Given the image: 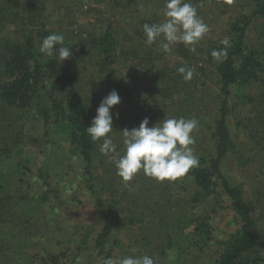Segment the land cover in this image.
<instances>
[{"label": "trees", "instance_id": "1", "mask_svg": "<svg viewBox=\"0 0 264 264\" xmlns=\"http://www.w3.org/2000/svg\"><path fill=\"white\" fill-rule=\"evenodd\" d=\"M51 1H53V5L49 4L47 0H0V157H4L7 160L13 158L14 155L16 156L15 162L0 163V199L6 212L4 213L6 214L5 217L11 216L10 212H8L9 209L10 211L18 210L19 206L25 205L24 211L19 214V218L24 217L23 220L14 225L17 229L11 228V223H2L0 225V256L3 258L0 264H18L23 255L22 251L12 250L11 246L6 245L7 241L3 240L2 236L11 235L14 242L22 246L27 239H30L29 237L32 234L31 227L33 229L36 225H34L32 219L27 218L34 217L32 214L33 209L31 210L30 208L28 210L26 208V205L30 204L26 202L31 200L28 198L27 193H11L2 196L7 192L10 183L15 180L12 176H5L4 168H15L18 170L19 178L16 179V183L19 184L20 182L27 185L23 179L27 168L26 157L22 155L24 152L23 147L35 144L36 138L22 134L20 131L23 129L22 126H20V130H14L19 127L18 122L24 121L28 117L41 115L43 124H53L59 135L67 134L71 141L70 153L81 161V178L84 182V187L90 197L93 198L95 211L102 221L101 229L96 232L94 237V230L91 229L83 244L88 243L90 239L93 241L92 245L99 257V259L97 258L98 264L103 259L114 257L112 246L109 245L111 236L118 234L120 228L123 229L128 224L136 223L131 208L126 207L124 210V208L118 206L119 202L116 200L115 192L120 180L116 175L114 163L111 160H103L104 154L100 152L99 146V142L103 140L93 142L86 132V127L90 126L102 99L112 90L118 92L121 98L119 104L125 106L132 103L134 89L125 84L123 76L116 69L120 64L128 61L130 57H133L135 61H140L141 64L145 61L137 58L141 56L137 55L136 50L133 52L123 50L128 41L127 34L116 37L114 32L116 23L114 25V22L109 18L100 20V22L98 19H94L96 20L94 25H99L100 32H95L91 35V44L100 57V65H98L96 73L101 72L99 79L104 84H100L88 95L80 87L76 71L71 65L67 64L66 60L61 63L55 53L52 56H47L42 54L37 47L38 39L43 40L54 33L64 36V46L72 47L71 38L65 36L64 32H58L50 28V23L54 21L48 15L50 7L56 10L57 4L66 3L69 0ZM89 1L75 0V4L79 8L77 11H90ZM105 1L110 2L109 7L116 6L122 10V12L117 11V15H123V10L132 7L134 3L139 7L140 5L144 6L145 10H143L144 12L140 15V18L139 16H134L137 19L134 25L141 29V31L136 29L135 32L143 38H146L143 32L145 23L151 25L163 23L166 20V17L161 12L165 0ZM216 1L222 3L217 4ZM216 1L190 0V3L196 8L198 16H201L205 14V8L208 4L212 7H217L218 10H222L224 0ZM245 1H248L251 10L249 13L239 14L234 18L228 31L230 47L227 48V55L221 58L216 67L221 94L218 102L221 101V103L214 111H211L214 114H209L210 120L205 124L206 129L209 131V141L206 147H202L200 146L202 144H199L197 139H195V143L192 145L195 147L193 154L198 158L199 163L185 175L175 180L177 184H186L196 190L188 202L190 203L188 212L191 214L181 215V218L177 219L176 227L186 229L188 226L196 224L193 231L202 232L199 237L204 245H207L206 242L211 239L210 231L212 229L209 225V218L211 217V211H214V207H209L210 202L208 200H210V197L226 196L230 203L229 207L236 217V222H238L237 229L226 240L218 241L221 246V252L216 260L209 262V264H264V256L261 255L264 252V228L259 227L260 225H258L257 219L253 215L255 206H253L251 201L245 199L243 185L234 182L233 178L224 172V165H226L227 159L232 154L238 153V162L241 167H246L253 157L258 155L260 162L257 164L256 171L260 173L259 175L264 174V52H254V50L248 48L245 41L248 27L254 20L260 17L264 18V0ZM59 7L61 8L62 6ZM66 11L70 10L67 9ZM141 11L136 10L133 13ZM116 13L112 14L113 18H116ZM129 17L133 19V14ZM131 21L134 23L133 20ZM88 24L93 25V22L88 21ZM116 26L118 27V25ZM30 27L33 29L27 32V28ZM222 40L214 41L212 43L214 45L213 49H223V45L220 43ZM156 42L160 46L161 42H163V36L159 37ZM122 43H124L123 48H120ZM156 47L158 49L157 45ZM178 53L183 57L187 56V51L181 45ZM143 59L146 60L144 57ZM147 62L148 64H145L151 70L154 67L152 64L154 61L148 58ZM165 76L168 81L153 83L152 87L154 91H159L160 88L169 84L171 78L175 77L176 87L169 96L171 101L167 102V107H163L162 112L167 114L166 118L171 115L184 117L190 111L188 110L189 103L191 105L195 103L193 101L188 103L187 100L181 97L182 94L188 91L190 85L180 75H176L175 71L167 72ZM232 86L236 87V93L240 100L246 102V106L250 105L252 107L248 110V114L243 120L239 121V123L236 122L238 128L241 127L243 132L248 135L250 145L245 146L246 148L248 147L247 151L241 150L242 145L235 143L233 133L228 124L230 110L228 109L227 99L231 95L230 89ZM256 88L261 89V93L251 92L252 89ZM45 101L49 102V107L47 110L37 113L35 108L38 106L35 105ZM114 107L118 108L116 113H119V118H116V113L110 110L113 114V130L108 135L111 139H118L117 136L121 133L119 134L120 139L115 140V144L117 153L122 154L123 135L121 131L135 128V121L127 109L121 108L119 105ZM193 113L194 116L190 117V119H197L199 117L197 105ZM209 115L206 114L205 116L209 117ZM150 123H157L156 119L152 117ZM112 134L116 135L112 136ZM248 154L251 157H248ZM45 184L48 186L47 182ZM168 188L169 183L167 184ZM151 191L152 195H154L153 190ZM167 198L172 199L170 196H167ZM158 201L153 199L152 196H147L146 198L141 197L138 204H135L139 210L145 209L151 213L156 210L155 213H152L153 217L151 215V219L148 222V224H153L155 227L160 220V208H163L165 204L170 205L166 199L161 204ZM201 203L211 210L208 212L209 209L206 211L205 208H201ZM216 203L217 201L213 200V204L216 205ZM159 204L163 206L159 208ZM36 205L38 209L41 203H36ZM153 206L156 209L152 211ZM195 210L203 213L204 216L195 215ZM2 221H5L4 216ZM141 221H144L143 218H141ZM181 242H187L186 238L185 240L182 239ZM113 243L118 246L119 242L115 241ZM197 246L201 247L202 245ZM252 253L259 254L251 256L250 254ZM58 259H60L59 255L53 258V262L61 264Z\"/></svg>", "mask_w": 264, "mask_h": 264}, {"label": "rangeland", "instance_id": "2", "mask_svg": "<svg viewBox=\"0 0 264 264\" xmlns=\"http://www.w3.org/2000/svg\"><path fill=\"white\" fill-rule=\"evenodd\" d=\"M47 2L53 5V1L47 0ZM185 2H190V0H185ZM216 3L221 4L222 2L216 1ZM57 5L56 10L53 7L48 9V15L54 21L50 23V28L58 32H64L65 36L72 39V47L70 49L72 55L66 61L76 71L79 79L78 83L88 95L100 84H104L99 79L101 72L96 73L98 65H100V57L91 44V35L95 32H100L99 25H94L97 19L100 22V20L109 18L114 22V25L116 23L118 27L114 26L115 36L127 34L128 39L125 47L123 48L124 43H122L120 48H123L126 52L128 50L131 52L136 50L137 55L141 56L137 58L145 61L141 64L140 61H135L133 57H130L128 61L120 64L116 69L123 76L125 84L134 89L132 103L125 106L123 104L118 105L130 112L135 121V128L139 127L145 117L149 121L154 117L156 122H159L167 116L162 111L163 107H167V102L171 101L169 96L176 87L175 77L171 78L170 76L169 84L160 88L159 91L153 90V83L164 82L167 72L175 71L176 75H180L177 71L178 68H191L193 77L190 81H185L190 85V88L181 97L187 100L188 103L191 101L195 103L193 105L189 103L188 110L190 111L188 112L187 110V116L185 115L183 118L190 119V117H193V112L197 105L199 108V117L196 119L198 126L193 131L192 136L197 139L199 144H202L200 146L206 147L209 141V131L206 129L205 124L210 120L209 114H214L211 111H214L221 103V101L218 102L221 94L216 74V67L221 59L217 61L211 56L214 46L212 43L225 37L230 38L228 31L234 18L239 14L249 13L251 10L248 1L224 0L222 10H218L217 7L215 8L208 4L205 8V14L199 15V17L208 25L209 32L194 45L186 46L180 42L172 44L169 52H164L158 42L152 45L146 44V38L140 37L135 32L136 29L141 31L140 28L134 25L137 20L134 16H139L140 18V15L143 14L145 7L142 5L139 7L134 3L132 7L123 10V15H117L116 12H122V10L116 6L109 7L110 2L105 0H90V11L88 12L84 10L77 11L79 8L76 6L75 0H69L66 3ZM74 5L76 8H74ZM59 6L62 7L60 8ZM67 9L70 11H66ZM136 10L142 11L134 14L133 12ZM115 13L116 18H113L112 14ZM131 14H133V19L129 17ZM88 21H92L93 25H89ZM32 29V27L27 28V32ZM245 41L248 48L254 50V52H264L263 17L254 20L248 27ZM41 42L42 40L38 39L37 47L39 49ZM180 45L187 51L186 57L178 53ZM191 48H195V51H191ZM148 58L154 61L152 63L154 67L151 70L146 65L148 64ZM111 80L113 81L112 78ZM230 91L231 95L227 99L228 109L230 110L228 118L229 128L233 133L235 143L242 145L241 150L247 151L248 147L246 148L245 146L250 145L248 135L243 132L241 127L238 128L236 122L239 123V121L243 120L248 114V110L252 107L250 105L246 106V102L240 100L236 93V87L232 86ZM251 92L261 93V89H252ZM35 106H38L35 108L38 113L47 110L49 102L45 101ZM111 111L116 113L118 108L113 107ZM206 114L209 117L205 116ZM175 117L171 115L168 118ZM179 118L181 117H176V119ZM18 125L19 127L14 131L20 130V126H22L23 129L20 130L22 134L36 138L35 144L23 147L24 152L22 155L27 160V168L23 179L27 185L24 182H22L24 184L16 183V179L19 178L18 170L15 168H4L5 176H12L15 180L10 183L7 192L2 196L11 193H27L28 198L31 200L26 202L30 203L26 205V208L28 210L30 208L31 210L33 209L32 214L34 215V217L27 218L32 219L34 225H36L33 229L31 227L32 234L29 237L30 239H27L22 246L20 244L17 245L11 235L2 236L3 240L7 241L6 245L11 246L12 250L22 251L23 255L18 264H59L53 262V258L57 257V255L60 256L58 262L61 264H98L97 258L99 259V257L92 245L93 241L90 239L86 244H83V242L91 232V229L94 230L93 237L96 235V232L102 227V221L95 211L93 198L90 197L84 187V182L81 178V161L69 151L71 142L69 136L67 134H57L53 124H43L41 115L28 117L26 120L18 122ZM153 125L149 123V127ZM116 134H112V136ZM119 134L117 136L118 139H120ZM118 139L112 138L113 143L115 144V140ZM102 142H99V144H102ZM190 147L194 151L195 147L192 145ZM121 152H123V148ZM238 156L239 154L235 153L227 159L226 165H224V172L232 177L234 182L243 185L244 197L255 206L253 215L257 219L258 225H260L259 227L264 228V174L259 175L260 173L256 171L257 164L260 162L259 157L256 155L246 167H241L238 162ZM248 157H251V155L248 154ZM15 160V155L7 160L4 157H0V163H11L15 162ZM103 160L110 161L109 155H104ZM41 172L44 173L41 174ZM118 178L120 184L115 192L116 200L119 202L118 206L124 208V210L126 207L131 208L136 223L128 224L123 229L120 228L118 234L114 235L115 237L111 236L109 245L112 246L113 259L118 260L125 256L148 255L155 260L156 264H209V262L216 260L221 252V246L218 241L226 240L238 227V222H236V217L229 207L230 203L226 196L210 197V200H208L210 202L209 207H214V211H211V217L209 218V225L212 231H210L211 239L206 242L207 245H204L199 237L202 232L193 231L196 224L190 225L186 229L176 227L177 219L181 218V215L191 214L188 212L190 206L188 202L194 195V191H196L193 187L186 184H177L175 183L176 179L158 181L146 176L143 171H140L128 182L122 181L120 177ZM45 182L48 183V186H46ZM168 183L169 188L167 189ZM151 190H153L154 195H152ZM143 195L146 197L152 196L153 199L159 200L160 204L164 199L170 203V205L165 204L163 208H160L163 205L159 204L161 210L159 214L160 220L156 227L153 224H148L152 213L156 211L154 210L156 207L153 206L152 211H154L151 213L145 209L139 210L138 206H135L141 200V197L146 198ZM167 196L172 197V199H168ZM213 200L217 201L216 205L213 204ZM36 203H41L40 208L37 209ZM2 204L0 199V225L2 223H11L10 227L17 229L14 225L23 220L24 217L19 218V214H22L21 212L24 211L25 205L19 206L18 210L10 211L9 209L8 212H10L11 216L5 217L6 214L4 213L6 212ZM200 207L205 208L206 211L209 209L208 212L211 210L203 203H201ZM195 211V215L204 216L198 210ZM3 216L5 221H2ZM141 218L144 221H141ZM185 238L187 242L182 243V239L185 240ZM174 239L177 240L175 241ZM115 241L119 242L118 246L113 243ZM178 242L180 243L177 244ZM197 245L202 246L199 247ZM257 254L252 253L250 255L254 256ZM261 255L264 256V252ZM2 260L3 258L0 256V262Z\"/></svg>", "mask_w": 264, "mask_h": 264}, {"label": "clouds", "instance_id": "3", "mask_svg": "<svg viewBox=\"0 0 264 264\" xmlns=\"http://www.w3.org/2000/svg\"><path fill=\"white\" fill-rule=\"evenodd\" d=\"M161 12L166 17L165 22L151 25L145 23L143 32L146 37L145 43L148 45L154 44L163 36L160 47L164 52H169L170 46L177 42L186 46L194 45L209 32L208 25L198 16L196 8L190 2L165 0ZM64 40L61 34H50L42 40L39 51L47 56L55 53L62 63L72 55L71 47L64 46ZM220 43L223 49L211 51V56L217 61L227 55L230 39L225 37ZM190 50L195 51V48ZM177 71L186 82L193 77L191 68L180 67ZM120 102L121 98L116 90L105 96L96 109L90 126L86 127V132L93 142L103 140L100 152L109 155V159L114 163L116 175L122 181H131L140 171L158 181L175 180L198 165L199 160L190 147L195 143L192 133L198 126L195 118H164L149 127L150 121L145 117L138 128L121 131L123 153H117L116 145L108 134L113 130V114L110 110ZM115 115L119 118V113ZM100 264H156V262L151 256L142 255L125 256L118 260L107 258Z\"/></svg>", "mask_w": 264, "mask_h": 264}]
</instances>
